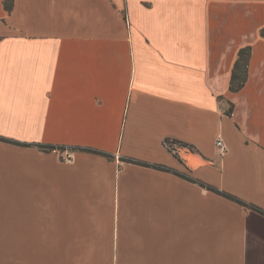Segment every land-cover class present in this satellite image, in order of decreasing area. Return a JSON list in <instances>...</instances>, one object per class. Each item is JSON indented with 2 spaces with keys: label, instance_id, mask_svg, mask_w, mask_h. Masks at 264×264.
Returning a JSON list of instances; mask_svg holds the SVG:
<instances>
[{
  "label": "crops",
  "instance_id": "1",
  "mask_svg": "<svg viewBox=\"0 0 264 264\" xmlns=\"http://www.w3.org/2000/svg\"><path fill=\"white\" fill-rule=\"evenodd\" d=\"M4 1L0 264H264V0Z\"/></svg>",
  "mask_w": 264,
  "mask_h": 264
},
{
  "label": "trees",
  "instance_id": "2",
  "mask_svg": "<svg viewBox=\"0 0 264 264\" xmlns=\"http://www.w3.org/2000/svg\"><path fill=\"white\" fill-rule=\"evenodd\" d=\"M4 7L8 12H10L13 8V0H5L4 1ZM261 34L264 36V31H262ZM250 59H251V48H250V46L239 50L238 59L236 61V64H234V67H233L232 80L230 81L231 92H238L239 90L241 91L242 88L244 87V85L247 81V78H248V65L250 64ZM230 115H232V111H230ZM0 142L12 144V145H22L19 142H16L12 139H7L4 137H0ZM165 145L168 146V149L171 151V153H173L174 157H176L178 160H180V158L175 153L174 146L188 147V145H186V144L179 143L176 141H172L171 139H166ZM34 146H36L40 151L46 152V153L53 152V151H62L64 149L63 146L50 145V144H35ZM188 148L193 149L192 146H189ZM72 150L73 151H79V152H86V153H90V154L102 155L103 157H105L109 160L114 158L111 154L103 152L102 150L92 149V148H88V147H73ZM124 161L130 162V163H135L136 165L152 166L155 169H164V170L170 171L169 168H166L164 166L150 165L147 163L139 162L135 159H126ZM174 173L183 177V178H186L187 180H191L189 178V176H187V174H185V173H178V172H174ZM208 189L210 191H213L215 193L220 194L221 196H224L226 198H229L230 200L237 202V204L241 205L242 207H244L246 209L253 210L254 212L259 213V214L264 216V210H262L258 207H255L253 204H248L242 200H239L235 196L228 195L226 193H221L219 190H217L215 188L208 187Z\"/></svg>",
  "mask_w": 264,
  "mask_h": 264
},
{
  "label": "rangeland",
  "instance_id": "3",
  "mask_svg": "<svg viewBox=\"0 0 264 264\" xmlns=\"http://www.w3.org/2000/svg\"><path fill=\"white\" fill-rule=\"evenodd\" d=\"M46 249H39V252L45 251ZM59 250V249H56ZM38 251V249L31 248H14L8 247L6 249V264H32L33 257L32 252ZM58 260L55 261L57 264Z\"/></svg>",
  "mask_w": 264,
  "mask_h": 264
},
{
  "label": "built area",
  "instance_id": "4",
  "mask_svg": "<svg viewBox=\"0 0 264 264\" xmlns=\"http://www.w3.org/2000/svg\"><path fill=\"white\" fill-rule=\"evenodd\" d=\"M217 147L221 155H223L226 151V147L222 141V139L217 140Z\"/></svg>",
  "mask_w": 264,
  "mask_h": 264
}]
</instances>
